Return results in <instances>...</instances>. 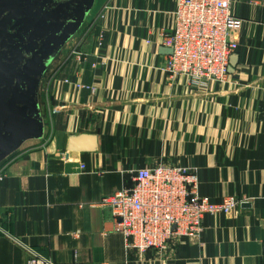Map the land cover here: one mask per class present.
I'll return each instance as SVG.
<instances>
[{
    "label": "crops",
    "instance_id": "obj_1",
    "mask_svg": "<svg viewBox=\"0 0 264 264\" xmlns=\"http://www.w3.org/2000/svg\"><path fill=\"white\" fill-rule=\"evenodd\" d=\"M175 9L94 0L44 62L32 133L0 159V264H28V249L55 264H264V0H232L231 82L206 87L165 71ZM158 165L195 169L202 196L241 205L206 215L199 241L138 257L103 200Z\"/></svg>",
    "mask_w": 264,
    "mask_h": 264
},
{
    "label": "built area",
    "instance_id": "obj_2",
    "mask_svg": "<svg viewBox=\"0 0 264 264\" xmlns=\"http://www.w3.org/2000/svg\"><path fill=\"white\" fill-rule=\"evenodd\" d=\"M241 28L232 0H176L172 27L160 34L162 47L169 51L165 71L194 87L229 84ZM240 205L236 197L212 203L201 195L197 170L166 165L136 171L132 186L103 200L114 231L138 257L163 254L182 239L199 241L206 215L230 216ZM27 251L28 264H55L32 249Z\"/></svg>",
    "mask_w": 264,
    "mask_h": 264
},
{
    "label": "water",
    "instance_id": "obj_3",
    "mask_svg": "<svg viewBox=\"0 0 264 264\" xmlns=\"http://www.w3.org/2000/svg\"><path fill=\"white\" fill-rule=\"evenodd\" d=\"M51 0H0V159L32 133L33 95L55 47L76 33L94 0H72L51 14ZM62 20H70L67 26ZM235 56L232 57L230 70Z\"/></svg>",
    "mask_w": 264,
    "mask_h": 264
}]
</instances>
